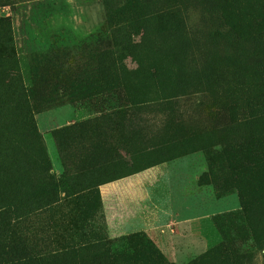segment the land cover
I'll use <instances>...</instances> for the list:
<instances>
[{
	"label": "rangeland",
	"instance_id": "374dc122",
	"mask_svg": "<svg viewBox=\"0 0 264 264\" xmlns=\"http://www.w3.org/2000/svg\"><path fill=\"white\" fill-rule=\"evenodd\" d=\"M0 264H264V0H0Z\"/></svg>",
	"mask_w": 264,
	"mask_h": 264
}]
</instances>
